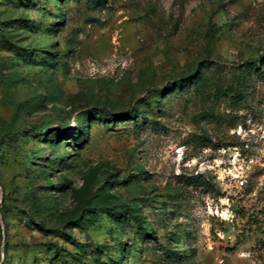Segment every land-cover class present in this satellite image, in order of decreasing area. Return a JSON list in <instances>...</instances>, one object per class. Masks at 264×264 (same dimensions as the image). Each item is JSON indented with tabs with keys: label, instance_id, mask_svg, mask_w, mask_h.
I'll list each match as a JSON object with an SVG mask.
<instances>
[{
	"label": "rangeland",
	"instance_id": "374dc122",
	"mask_svg": "<svg viewBox=\"0 0 264 264\" xmlns=\"http://www.w3.org/2000/svg\"><path fill=\"white\" fill-rule=\"evenodd\" d=\"M0 264H264V0H0Z\"/></svg>",
	"mask_w": 264,
	"mask_h": 264
},
{
	"label": "trees",
	"instance_id": "16d2710c",
	"mask_svg": "<svg viewBox=\"0 0 264 264\" xmlns=\"http://www.w3.org/2000/svg\"><path fill=\"white\" fill-rule=\"evenodd\" d=\"M197 74H198V72H197V73H195V74H193V76L195 77ZM177 88H178V89H181V86H180V85H178V86H177Z\"/></svg>",
	"mask_w": 264,
	"mask_h": 264
}]
</instances>
